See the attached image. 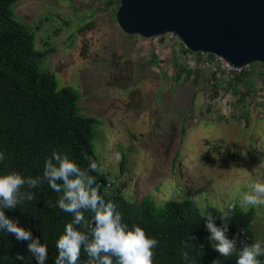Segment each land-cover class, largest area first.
<instances>
[{
  "label": "rangeland",
  "instance_id": "obj_1",
  "mask_svg": "<svg viewBox=\"0 0 264 264\" xmlns=\"http://www.w3.org/2000/svg\"><path fill=\"white\" fill-rule=\"evenodd\" d=\"M93 1L90 6L91 0H17L12 11L13 17L32 33L37 50L48 46L56 49L40 59V67L55 74L58 87H68L77 94L79 114L95 120L92 143L108 180L115 182V187L122 186L124 192L136 191L139 199H164L161 205L175 197L173 189L185 186L192 194V188L197 187L202 210L209 205L224 210V192L237 190L235 185L224 190V181L213 176L244 180V193L251 182H264L262 169L245 173L251 169L245 159L228 169L230 161L219 157L215 168L210 169L201 158L205 139L222 141L228 151L243 148L254 156L256 148L264 155V137L258 130L264 118V77L254 75L252 89L242 99V84H233L231 77L202 68L194 53L172 46L166 38L130 35V41L118 28L115 13L105 10V0ZM117 59V74L109 76ZM189 66L200 70L196 81L182 70ZM249 66L257 72L264 70L254 63ZM132 87L142 92L138 115L126 114L119 96V91ZM247 121L248 130L243 129ZM173 124L176 134L169 142L168 131ZM251 127L257 128V142ZM246 131L248 137L243 139ZM129 149L132 153L127 157L126 174L119 178V162ZM174 160L176 171L171 173ZM156 184H161L160 191L154 189ZM231 194L229 197L239 192ZM240 198L232 197L238 204ZM240 209L253 211V242L264 241V206Z\"/></svg>",
  "mask_w": 264,
  "mask_h": 264
},
{
  "label": "trees",
  "instance_id": "obj_2",
  "mask_svg": "<svg viewBox=\"0 0 264 264\" xmlns=\"http://www.w3.org/2000/svg\"><path fill=\"white\" fill-rule=\"evenodd\" d=\"M16 1L0 0V152L4 157L0 162V172L15 169L25 176L41 177V183L36 188H25L34 195L33 201L25 200L22 205L13 209H4V212L9 218L16 220L21 227L30 230L32 236L38 238L41 243L47 244L45 264H54L58 255L56 240L63 232L65 224L70 221L71 214L48 206L47 202L51 200L55 203L59 194L53 192L47 186V182L42 180L45 158L51 155L53 149L59 148L67 151L85 170L92 161L100 166L102 164L92 143L95 120L79 114L76 107L78 97L74 91L68 87H58L55 74L47 69H41L40 59L56 52V49L48 46L40 51L34 47L32 33L13 17L12 6ZM91 1L90 6H93L94 1ZM103 4L106 11L115 13L117 9L115 5H119V1L105 0ZM95 26L97 24H94ZM124 36L130 37V41L133 40V36L126 34ZM83 53L85 54L84 51ZM195 56L198 63L201 53ZM208 56L213 57V55ZM117 64L118 59L114 61L109 76L117 74ZM254 64L264 68V64ZM182 70L186 72L187 78L192 74L193 81L199 77L200 70L196 68L189 66L183 67ZM256 74L264 77V70L257 72L247 66L236 72L232 78L233 84L243 86L244 91L240 94L242 99L251 91ZM179 75L177 70L175 76L178 78ZM121 92L119 91V96L124 101L123 111L126 114L138 115L143 99L140 89L132 87L126 92ZM260 124L258 130L264 137V118ZM173 125L174 127L168 131L169 142L173 141L176 134L175 124ZM249 125L247 121L243 129L248 130ZM243 129L239 134L243 133ZM256 129L250 128L255 142L259 140L254 137ZM184 132L183 128L182 133ZM247 137L246 131L243 139ZM221 142L205 139L206 149L201 153V158L210 169L215 168L219 157L230 161L227 165L228 169L235 168L236 166H232L234 163L245 159L250 163L251 168L246 169L245 173L255 174L262 169L264 174V164L259 160V158L264 160L262 152H257L255 148L254 156H250L251 150L247 154L243 148H233L228 151ZM85 153L88 154L87 159ZM131 153L132 149L123 152L119 162V178L123 173L126 174L127 157ZM214 153L216 156L212 155ZM176 164L174 160L171 173L176 171ZM240 166H242L240 169L243 168V165ZM89 175L96 177L100 194L106 200L112 199L115 202L117 210L122 215V222L127 223L129 227L133 224L141 226L148 236L157 240L153 249V264H193V261L195 264H212L213 260H220L221 264H236L235 256L225 258L212 247V242L208 239L210 233L205 228L207 214H211L214 217L213 222L221 226L220 215L223 210L210 205L202 210L204 206L197 193V187H193V191L190 189L192 194H188L190 192L185 186L179 189L181 191L173 189L175 197L161 205L164 199L161 202H157L153 197L139 199L135 195L136 191L124 192L122 186L115 187L116 183L108 180L105 173L100 175L89 171ZM213 179L218 181L222 179L224 190L229 189L228 185L237 186L234 192L238 191L239 195H234L231 191L224 192L227 195L226 204L222 202L224 210L227 209L228 204L237 203L232 197L236 196L239 199L244 194L245 185H242L246 184L244 180L234 178L225 180L216 176H213ZM118 184L122 182L118 181ZM154 189L160 191L161 184H156ZM231 193L234 196L229 197L228 194ZM86 216L91 218V213H86ZM252 223L253 211H242L237 203L228 221L226 235L229 239H235L238 248L253 242ZM190 236L195 239L189 240ZM27 243L18 240L11 233L0 230V264H38L36 258L28 251ZM185 251L188 252L187 258L183 256ZM18 254L23 259H17ZM87 259V255L82 252L78 264H86ZM260 259L261 264H264V257ZM112 260L113 264H116L115 257Z\"/></svg>",
  "mask_w": 264,
  "mask_h": 264
},
{
  "label": "clouds",
  "instance_id": "obj_3",
  "mask_svg": "<svg viewBox=\"0 0 264 264\" xmlns=\"http://www.w3.org/2000/svg\"><path fill=\"white\" fill-rule=\"evenodd\" d=\"M3 158L0 152V162ZM85 158H88L87 153ZM89 171L103 175L104 168L92 161L85 170L67 151L59 148L53 149L51 155L45 158L42 180L47 182L53 192L59 194L55 203L51 200L47 202L48 206L71 214L70 221L56 240L58 255L54 264H78L82 252L88 257L86 264H113V257L116 264H153V249L157 240L148 236L141 226L133 224L129 227L122 222V215L115 202L112 199L106 200L100 194L97 179L89 175ZM40 183L41 177L25 176L15 169L0 172V230L13 234L18 240L27 241L28 251L38 264H45L47 244L41 243L32 236L30 230L21 227L4 212V209L22 205L25 200L33 201L34 195L25 188H36ZM239 206H264V182H251L249 190L240 198ZM236 207L237 203H230L221 212V226H217L213 222L214 217L207 214L205 228L210 233L208 239L221 256H235L236 264H261L264 241L258 239L238 248L235 239H229L226 235L228 221ZM86 213H91V218ZM188 239L193 240L195 237L190 236ZM183 256L187 258L188 252H183ZM17 259L23 257L18 254ZM212 264H221V261L213 260Z\"/></svg>",
  "mask_w": 264,
  "mask_h": 264
},
{
  "label": "water",
  "instance_id": "obj_4",
  "mask_svg": "<svg viewBox=\"0 0 264 264\" xmlns=\"http://www.w3.org/2000/svg\"><path fill=\"white\" fill-rule=\"evenodd\" d=\"M115 21L143 39L174 34L194 54L264 64V0H118Z\"/></svg>",
  "mask_w": 264,
  "mask_h": 264
},
{
  "label": "built area",
  "instance_id": "obj_5",
  "mask_svg": "<svg viewBox=\"0 0 264 264\" xmlns=\"http://www.w3.org/2000/svg\"><path fill=\"white\" fill-rule=\"evenodd\" d=\"M162 37L166 38V41H169L172 46L176 47V45H179L183 47L180 40L174 34H166ZM198 63L202 66V68L210 70L213 73H216V75L223 73L224 75L231 78L234 77L236 72L241 71V69H237L229 65L223 58L218 56L210 57L208 54L201 53V59Z\"/></svg>",
  "mask_w": 264,
  "mask_h": 264
}]
</instances>
